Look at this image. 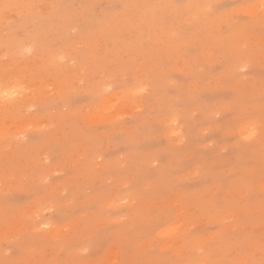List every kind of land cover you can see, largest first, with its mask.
<instances>
[{"label":"rangeland","instance_id":"374dc122","mask_svg":"<svg viewBox=\"0 0 264 264\" xmlns=\"http://www.w3.org/2000/svg\"><path fill=\"white\" fill-rule=\"evenodd\" d=\"M0 93V264H264V0H0Z\"/></svg>","mask_w":264,"mask_h":264},{"label":"bare ground","instance_id":"6f19581e","mask_svg":"<svg viewBox=\"0 0 264 264\" xmlns=\"http://www.w3.org/2000/svg\"><path fill=\"white\" fill-rule=\"evenodd\" d=\"M261 6H262V5H261ZM48 26H49V25H48ZM45 29H47V28H45ZM47 30H48V29H47ZM44 32H46V30H45ZM47 32H48V31H47ZM88 32H89V31H88ZM193 33H194V32H193ZM16 41H17V40H16ZM11 42H12V41H11ZM13 43H14V42H13ZM247 44H248V43H247ZM15 45H16V44H15ZM231 45H232V44H231ZM6 47H7V46H6ZM3 48H4V47H3ZM37 48H38V47H37ZM78 48H79V47H78ZM1 49H2V48H1ZM13 49H15V48H13ZM13 49H12V50H13ZM92 49H93V48H92ZM18 50H19V49H18ZM93 50H94V49H93ZM2 51H3V50H2ZM32 51H33V50H32ZM38 51H39V50H38ZM45 51H46V50H45ZM68 51H69V50H68ZM68 51H67V52L65 51V52L68 53ZM79 51H80V50H79ZM80 52H81V51H80ZM36 53H37V52H36ZM46 53H47V52H46ZM50 53H51V52H50ZM58 53H59V52H58ZM75 53H76V52H75ZM77 53L79 54V52H77ZM31 54H33V53H31ZM31 54H30V55H31ZM44 54H45V53H43V55H44ZM48 54H49V53H48ZM12 55H13V54H12ZM37 55H38V54H37ZM46 56H48V55H45L44 57L47 58ZM55 56H56V55H55ZM58 56H59L60 58H61V57H64V55L61 54V53L58 54ZM91 57H92V56H91ZM42 58H43V57H42ZM55 58H56V57H55ZM57 58H58V57H57ZM16 59H17V58H16ZM35 59H36V58H35ZM48 59H49V58H48ZM12 60H13V59H12ZM64 60H65V59H64ZM77 60H78V59H77ZM36 61H37V60H36ZM43 61H46V60L42 59V62H43ZM10 62H11V61H10ZM34 62H35V61H34ZM34 62H32V64H33ZM75 62H76V61H75ZM68 63H69V62H68ZM90 63H91V62H90ZM121 63H122V62H121ZM177 63H178V62H177ZM16 64H17V63H16ZM27 64H28V63H27ZM27 64H26V65H27ZM30 64H31V63H30ZM46 64H47V63H46ZM7 65H8V64H7ZM11 65H12V63H11ZM11 65H10V66H11ZM39 65H40V64H39ZM42 65H43V64H42ZM48 65H49V64H47V66H48ZM112 65H113V64H112ZM199 65H200V64H199ZM8 66H9V65H8ZM10 66H9V67H10ZM13 66H14V64H13ZM13 66H12V67H13ZM197 66H198V65H197ZM27 67H28V66H27ZM50 67H51V66H50ZM93 67H94V66H93ZM16 68H17V67H16ZM16 68H12V69H16ZM36 68H37V67H36ZM38 68H39V67H38ZM181 68H182V67H181ZM181 68H180V69H181ZM173 69H174V68H173ZM17 70H18V68H17ZM17 70H14V73H12V72L9 71V69H8V71L11 72V73L9 74V76H10L11 74L13 75V78H14L13 81L10 80L11 82L8 81V84H7L6 80L9 79V78H7V77H9V76L7 75V77L4 78V79H5L4 84H7V86L10 85L9 87H12L13 89H15L14 87H17L18 85L21 86V85L23 84V83H21V82H22L21 80H20V81H21L20 83L17 82V81H18L19 79H21V78H19L18 80L15 79V77H17V75H18ZM199 70H200V69H199ZM28 71H29V70H28ZM31 71H32V70H31ZM33 71H34V70H33ZM82 71H83V70H82ZM179 71H180V70H179ZM29 72H30V71H29ZM114 72H115V71H114ZM27 73H28V72H27ZM35 73H36V71H35ZM4 74H5V73H4ZM6 74H7V73H6ZM189 74H190V73H189ZM61 75H62V74H61ZM19 76H20V75H19ZM19 76H18V77H19ZM58 76H59V75H58ZM82 76H83V75H82ZM3 77H4V76H3ZM33 78H34V77H33ZM33 78H32V79H33ZM251 78H252V77H251ZM34 80H35V79H34ZM94 80H95V79H94ZM23 81H24V80H23ZM42 81H43V80H42ZM42 81H41V83H42ZM70 81H71V80H70ZM116 81H118V80H116ZM34 82H35V81H34ZM54 82H55V81H54ZM119 82H120V81H119ZM122 82H123V81H122ZM45 83H46V82H45ZM68 83H69V82H68ZM73 83H74V82H73ZM107 83H108V82H107ZM24 84H25V83H24ZM24 84H23V85H24ZM28 84H29V83H28ZM33 84H34V83H33ZM35 84H36V83H35ZM46 84H47V86H49L48 82H47ZM53 84H54V83H52L51 86H52ZM75 84H76V83H75ZM23 85H22V86H23ZM136 85H137V84H136ZM182 85H183V84H182ZM2 86H3V85H2ZM20 86H19V87H20ZM27 86H29V85H27ZM27 86H26V87H27ZM31 86H32V85H31ZM31 86H30V87H31ZM33 86H34V85H33ZM19 87H18V91H19ZM26 87H25V88H26ZM30 87H28V88H30ZM61 87H63V86H61ZM66 87H67V86H66ZM7 88H8V87H6L5 89H7ZM12 88H10V89L8 88L7 90H8L9 92H12V90H13ZM22 88H24V87H22ZM45 88H46V87H45ZM48 88H51V87L49 86ZM130 88H131V87H130ZM132 88H133V87H132ZM11 89H12V90H11ZM107 89H108V88H107ZM10 90H11V91H10ZM21 90H23V89H21ZM21 90H20V91H21ZM24 90H25V89H24ZM24 90H23V91H24ZM33 90H34V89H33ZM41 90H42V89H41ZM66 90H67V89H66ZM13 91H14V90H13ZM23 91H22V92H23ZM26 91H27V90H26ZM39 91H40V90H39ZM39 91H38V93H39ZM46 91H47V90H46ZM80 91H81V90H80ZM2 92H4V91H2ZM5 92H6V90H5ZM9 92H7V93H9ZM14 92L17 94V91H14ZM14 92H13V93H14ZM22 92H21V94H24V92H23V93H22ZM103 92H104V91H103ZM15 93H14V95H15ZM19 93H20V92H19ZM53 93H54V92H53ZM0 94H1V93H0ZM5 94H6V93H4L3 96H6ZM10 94H11V93H10ZM10 94H9V95H10ZM48 94H50V93H48ZM108 94H109V93H108ZM11 95H12V94H11ZM24 95H26V97H28V95H29V94H28V91H27V93H25ZM46 95H47V92H46ZM15 96H16V95H15ZM36 96H37V94H36ZM94 96H95V95H94ZM104 96H105V95H104ZM109 96H110V97H108L109 100L112 99V101H113L114 104H115V101H116V103L118 102L117 105H118L119 109H121V107H123V106H122V104H123V99H122V97H121V94H111V95L109 94ZM6 97H7V96H6ZM21 97H22V96H21ZM21 97H20V98H21ZM14 98H15V97H14L13 95L10 97V99H12V100H13ZM38 98H39V97H38ZM2 99H3V98H2ZM2 99H0V100L2 101ZM16 99H17V97H16ZM30 99H31V98H30ZM6 100H7V99H6ZM121 100H122V101H121ZM7 101H9V100H7ZM18 102H19V101H18ZM37 102H38V100H37ZM37 102H36V103H37ZM110 102H111V101H110ZM0 103H1V102H0ZM5 103H6V102H5ZM22 103H23V101H22ZM32 103H34V102H32ZM10 104H12V103H10ZM20 104H21V103H20ZM46 104H47V103H46ZM23 105H26V104L24 103ZM10 106H11V105H10ZM19 106H20V105H19ZM106 106H107V105H106ZM106 106H105V107H106ZM7 107H8V108H7ZM15 107H16V106H14V108H15ZM17 107H18V104H17ZM20 107H21V106H20ZM20 107L18 108V110L20 109ZM44 107H45V106H44ZM98 107H99V106H98ZM6 108H7V110H8L7 112L9 113V110H10L11 107L6 106ZM99 109H100V108H99ZM101 109H104V108H101ZM110 109H111V108H110ZM16 110H17V109H16ZM88 110H89V109H88ZM104 110H106V109H104ZM107 110H108V109H107ZM10 111H15V110L13 109V110H10ZM98 111H100V110H98ZM110 111H111V110H110ZM119 111H120V110H119ZM126 111H127V108H126ZM17 112H18V111H17ZM31 112H32V111H31ZM117 112H118V111H117ZM122 112H123V110H122ZM122 112H121V113H122ZM104 113H105V112H104ZM2 114H3V113H2ZM96 114H97V112H96ZM115 114H116V113H115ZM118 114H119V113H118ZM33 115H34V114H33ZM100 115H101V116H104V114H100ZM106 115H107V114H106ZM14 116H15V115H14ZM101 116H100V117H101ZM89 117L91 118V116H89ZM104 117H105V116H104ZM107 117H108V116H107ZM102 118H103V117H102ZM108 118H109V117H108ZM1 120H2V119H1ZM33 120H34V119H33ZM88 120H89V119H88ZM91 120H92V122H94V121H95V118H94V121H93V119H91ZM104 120H105V119H104ZM18 121H19V120H18ZM27 121H28V120H27ZM44 122H46V121L44 120ZM173 122H174V121H173ZM17 123H18V122H17ZM30 123H31V122H30ZM32 123H33V122H32ZM40 123H41V122H40ZM18 124H19V123H18ZM19 125H21V123H20ZM3 127H4V126H3ZM19 127H20V126H19ZM33 127H34V126H33ZM1 128H2V127H1ZM40 128H42V126H41ZM4 129H5V128H4ZM19 129H20V128H19ZM0 130H1V129H0ZM16 132H17V131H16ZM19 132H20V131H19ZM0 133H1V132H0ZM5 134H6V133H5ZM5 134H4V135H5Z\"/></svg>","mask_w":264,"mask_h":264}]
</instances>
